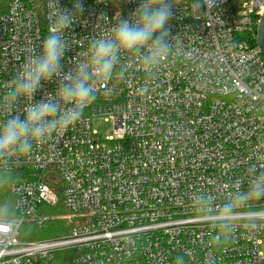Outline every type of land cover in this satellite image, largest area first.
I'll list each match as a JSON object with an SVG mask.
<instances>
[{"label":"built area","instance_id":"2783aa9c","mask_svg":"<svg viewBox=\"0 0 264 264\" xmlns=\"http://www.w3.org/2000/svg\"><path fill=\"white\" fill-rule=\"evenodd\" d=\"M79 2L65 71L139 0ZM76 3L59 0L69 11ZM47 4L1 6L0 85L41 45ZM263 15L264 0H173L172 48L155 75L129 62L78 123L2 166L24 179L11 188L17 218L0 219L13 225H0V264H50L64 251L74 254L72 264H264V222L250 221L264 218V200L240 213L225 244H216L211 223L212 205L232 196L235 178L247 179L245 169L264 152V56L256 42ZM99 119L113 123L111 135L94 129ZM200 195L208 197L206 212ZM55 208L66 213L50 215ZM51 221H64L69 233L21 239L24 224L47 228Z\"/></svg>","mask_w":264,"mask_h":264},{"label":"clouds","instance_id":"9594fccd","mask_svg":"<svg viewBox=\"0 0 264 264\" xmlns=\"http://www.w3.org/2000/svg\"><path fill=\"white\" fill-rule=\"evenodd\" d=\"M47 8L49 28L41 45L30 48L16 75L0 85V191L8 189L16 171L8 172L3 165L11 168L78 123L102 88L124 78L129 62L138 64L151 78L172 48L167 26L173 0H139L130 15L115 18L106 32L90 41L85 57L65 71L62 62L72 50L66 34L79 21L77 13L83 5L77 0L69 11L61 8L59 0H48ZM53 80L55 88L45 91V84ZM38 92H43L40 98ZM245 171L247 179L233 181L239 187L233 188L232 196L218 201L219 207H211L217 245L229 241L232 224L252 201L264 200V152L253 157ZM207 206V195H200L198 207L206 212ZM250 221L264 222V218L254 216ZM0 225L13 227L3 221Z\"/></svg>","mask_w":264,"mask_h":264},{"label":"trees","instance_id":"16d2710c","mask_svg":"<svg viewBox=\"0 0 264 264\" xmlns=\"http://www.w3.org/2000/svg\"><path fill=\"white\" fill-rule=\"evenodd\" d=\"M7 1L8 0H0V10H1V6L3 8L6 6ZM8 172H11V171H8ZM22 179H24L22 177V171H16L14 178L12 179L8 189H6L4 191H0V219L1 220H11V219L17 218V214H16V211L14 209V198H13L12 193H11V188L15 183L21 181ZM63 211L64 210H62V209L55 208L52 210L50 215H52V216L58 215V214L60 215V214H63ZM57 222H64V221H51L50 224L48 225V227L54 225ZM27 224H29V226H30L29 227L30 229L28 230L29 234L33 233L36 226H34L33 224H30V223H27ZM27 224H24L22 227H24ZM36 228H38V227H36ZM61 235L62 234H60V233L52 234V236H55L56 238L60 237ZM73 259H74V254L72 252L64 251V252L58 253L56 255L55 259L50 264H72Z\"/></svg>","mask_w":264,"mask_h":264},{"label":"rangeland","instance_id":"374dc122","mask_svg":"<svg viewBox=\"0 0 264 264\" xmlns=\"http://www.w3.org/2000/svg\"><path fill=\"white\" fill-rule=\"evenodd\" d=\"M113 128V123L109 120L99 119L94 122V129L100 133L102 137L111 135ZM66 211H63V214ZM29 224L25 225L20 230V237L25 241H40V240H52L59 239L66 236L70 231V226L64 222H57L48 228H36L34 232L29 234ZM54 233L62 234L60 237L56 238L52 236Z\"/></svg>","mask_w":264,"mask_h":264},{"label":"water","instance_id":"95a60500","mask_svg":"<svg viewBox=\"0 0 264 264\" xmlns=\"http://www.w3.org/2000/svg\"><path fill=\"white\" fill-rule=\"evenodd\" d=\"M256 42L264 56V15L260 19Z\"/></svg>","mask_w":264,"mask_h":264}]
</instances>
